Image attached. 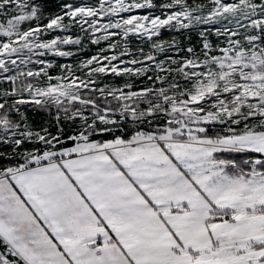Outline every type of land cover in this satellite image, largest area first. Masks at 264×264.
I'll return each instance as SVG.
<instances>
[{
  "label": "snow or ice",
  "instance_id": "snow-or-ice-1",
  "mask_svg": "<svg viewBox=\"0 0 264 264\" xmlns=\"http://www.w3.org/2000/svg\"><path fill=\"white\" fill-rule=\"evenodd\" d=\"M0 264H264V0H0Z\"/></svg>",
  "mask_w": 264,
  "mask_h": 264
},
{
  "label": "rangeland",
  "instance_id": "rangeland-1",
  "mask_svg": "<svg viewBox=\"0 0 264 264\" xmlns=\"http://www.w3.org/2000/svg\"><path fill=\"white\" fill-rule=\"evenodd\" d=\"M88 51L91 52V51H93V49H89ZM61 59H63L64 63L71 62V59L70 58H61Z\"/></svg>",
  "mask_w": 264,
  "mask_h": 264
},
{
  "label": "trees",
  "instance_id": "trees-1",
  "mask_svg": "<svg viewBox=\"0 0 264 264\" xmlns=\"http://www.w3.org/2000/svg\"><path fill=\"white\" fill-rule=\"evenodd\" d=\"M170 37L169 36H165V39H169ZM89 50V49H88ZM58 62L59 63H64V61H63V59H61V58H58ZM39 119V118H38Z\"/></svg>",
  "mask_w": 264,
  "mask_h": 264
}]
</instances>
